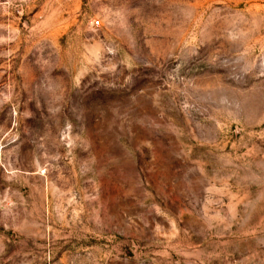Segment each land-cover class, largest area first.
Returning a JSON list of instances; mask_svg holds the SVG:
<instances>
[{"label": "rangeland", "instance_id": "obj_1", "mask_svg": "<svg viewBox=\"0 0 264 264\" xmlns=\"http://www.w3.org/2000/svg\"><path fill=\"white\" fill-rule=\"evenodd\" d=\"M0 264H264V0H0Z\"/></svg>", "mask_w": 264, "mask_h": 264}]
</instances>
